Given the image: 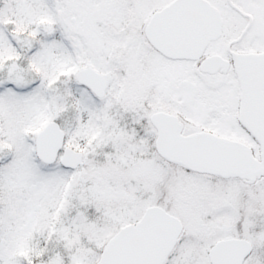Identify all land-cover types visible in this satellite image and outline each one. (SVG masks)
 <instances>
[{"label":"snow or ice","instance_id":"obj_1","mask_svg":"<svg viewBox=\"0 0 264 264\" xmlns=\"http://www.w3.org/2000/svg\"><path fill=\"white\" fill-rule=\"evenodd\" d=\"M0 264H264V0H0Z\"/></svg>","mask_w":264,"mask_h":264}]
</instances>
